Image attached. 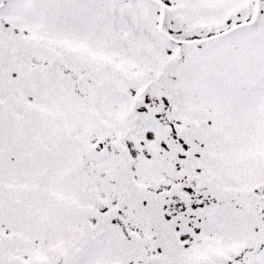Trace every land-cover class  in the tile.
I'll list each match as a JSON object with an SVG mask.
<instances>
[{"label": "snow or ice", "instance_id": "snow-or-ice-1", "mask_svg": "<svg viewBox=\"0 0 264 264\" xmlns=\"http://www.w3.org/2000/svg\"><path fill=\"white\" fill-rule=\"evenodd\" d=\"M0 264H264V0H0Z\"/></svg>", "mask_w": 264, "mask_h": 264}]
</instances>
